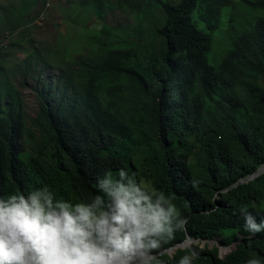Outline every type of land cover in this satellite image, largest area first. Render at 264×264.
<instances>
[{
  "label": "trees",
  "instance_id": "obj_1",
  "mask_svg": "<svg viewBox=\"0 0 264 264\" xmlns=\"http://www.w3.org/2000/svg\"><path fill=\"white\" fill-rule=\"evenodd\" d=\"M141 3L82 0L83 9H63L85 29L91 8L100 15L111 10L137 15L148 26L139 24L131 32L107 21L100 30H91L93 37L83 30L95 55L62 73L69 79L63 83L73 86L70 99L51 104L46 97L54 93L38 90L36 124L43 146L26 160L3 145L9 130L23 127L18 118L2 115L3 93L14 87L0 57V196L24 191L30 183L40 186V179L71 185L77 196L90 197L98 176L109 169L115 175L123 167L137 173L138 181L173 194L187 221L158 252L188 234L201 242L179 249L171 260L167 253L160 255L166 264H175L189 249L199 253L192 264H246L251 258L264 264V231L249 233L242 214L250 213L257 222L264 219V174L240 182L264 166V0ZM151 5L162 18L145 20ZM217 33L225 49L214 66L208 54ZM23 40L10 48L26 52L25 73L46 69L45 59L56 58L40 52L35 37L27 47ZM83 63L86 82L78 88L70 81L81 74ZM125 80H150L161 88L138 94ZM155 93L165 94L166 102L160 97L151 107L140 103L141 98L153 101ZM166 105L164 113L172 116L168 121L162 118ZM96 128L103 129L99 140L89 138ZM33 165L38 166L35 180L26 176ZM213 240L218 241L213 248L201 246ZM218 243L237 247L223 258Z\"/></svg>",
  "mask_w": 264,
  "mask_h": 264
},
{
  "label": "clouds",
  "instance_id": "obj_2",
  "mask_svg": "<svg viewBox=\"0 0 264 264\" xmlns=\"http://www.w3.org/2000/svg\"><path fill=\"white\" fill-rule=\"evenodd\" d=\"M53 1L46 0L45 3L41 0L37 1L35 5L42 6L39 13L34 15H31V12L22 13L24 17H21L22 14L17 15L15 19L20 20H17L16 24H13L15 19L6 18L8 27L0 39V57L7 58L18 52L26 55L22 47L10 48L12 44L22 39L25 47L28 46L30 37H35L36 44L40 45V36L32 24L37 19H40L41 23L45 22L49 11L53 8ZM78 3H81V7L77 6ZM70 5L73 9L84 8L82 0L77 3L71 1ZM71 15L75 17L73 13ZM70 16L67 20L81 28ZM13 26L15 28H12ZM81 29L82 32L88 30ZM70 45L69 38L64 41V48L61 51L59 40L51 44L48 39L40 45V52L56 58L45 59L49 62L48 68L42 69L40 66L37 72L61 69L59 58L66 64L67 69L59 72L58 77L63 72L77 67L79 60L75 59L76 56L64 55V52L68 51L66 47ZM143 49H138L137 52ZM28 67L26 66L25 70ZM25 70L23 71L25 75L33 72L25 73ZM84 71L83 63L81 74L71 78L70 83L82 88L86 82ZM112 77L114 80L117 79ZM61 79L69 80L65 77ZM125 82L138 94L149 92L159 86L150 80H125ZM4 93L8 94V92ZM71 97L63 92H57L46 97V102L56 104L61 99L68 100ZM160 97H163L162 102L165 103V94L157 93L154 94L153 101L141 98L140 103L144 107H151ZM22 104L23 101L17 94L14 103L11 104L13 108L9 105L8 114L18 118L23 128L9 130L7 144L3 145L15 150L19 159L26 160L29 155L42 148L43 137L36 124L40 105L38 104L37 111L32 113L24 110ZM168 108L169 106L166 105L162 112L164 121L171 120L172 117L164 113L169 111ZM102 132V128H96L89 138L99 140ZM26 176L35 180L38 177V166H30ZM37 182L42 185L36 186L35 183H30L24 191L0 196V264H166V261L159 256L167 253L170 255L168 260H171L179 249L191 247L192 245L175 248L186 241L188 236L190 240L200 242L188 234L184 241L158 252L173 238L176 231L184 230L187 221L174 203L173 194H165L146 186L138 181L136 173L126 168H118L115 175L109 169L98 176L95 181L96 191L90 197L83 194L77 196L71 185L67 186L64 183L48 185L43 184L40 179ZM240 182L242 183V180ZM242 214L245 228L249 233L264 231V219L257 222L250 213L242 210ZM202 242L211 246V243L215 244L218 241ZM233 245L235 247L219 244L223 258L226 256L222 254V250L226 249L231 253L237 247L236 244ZM198 254L189 249L187 254L175 260V264H192ZM222 257L218 254L217 258L222 259ZM246 264H261V260L251 258Z\"/></svg>",
  "mask_w": 264,
  "mask_h": 264
},
{
  "label": "rangeland",
  "instance_id": "obj_3",
  "mask_svg": "<svg viewBox=\"0 0 264 264\" xmlns=\"http://www.w3.org/2000/svg\"><path fill=\"white\" fill-rule=\"evenodd\" d=\"M74 3L79 2V0H54L53 8L49 11V16L46 18L45 22H40V19H37L32 26L36 27L37 34L40 36L42 45L45 41L49 39L50 43L53 44L56 40H59L60 43V51L64 48L63 43L66 38L70 39V46H67V52H64V55L67 57H75L76 60H87L93 58L95 53L94 51L87 46L88 37H82V29L78 28L77 25H74L73 22L66 20L69 16V11L63 10L65 7H72L70 2ZM123 4L131 3L138 4L141 0H120ZM143 4V0L141 5ZM78 7H81V3L77 4ZM141 7V6H140ZM42 6H37L32 0H0V39L3 34L6 32L8 27V23H6V18L15 19L17 15L32 13L34 15L39 13ZM148 11L146 13V19L152 16L153 20H158L162 18V13L154 12L157 10L153 8L151 5L148 7ZM91 13L87 15L88 21L85 24L88 30H85V34L87 36L93 37L91 34V30L98 31L103 27L105 22H109L112 25H118L122 27H128L131 32H136L137 27L141 24L144 27H147L143 21L137 18V15H120V13L116 10H111L104 12L103 15L98 14L96 10L91 8ZM154 15V16H153ZM3 17V18H2ZM38 17V16H37ZM2 18V20H1ZM139 20V21H138ZM246 29V28H245ZM80 36V37H79ZM75 41V42H74ZM76 44H84L85 46L82 48H77ZM47 46V45H46ZM78 49V50H77ZM225 49V40L221 38L217 33L212 42V49L208 54L209 60L212 62L214 66H216L219 62V58ZM26 55L23 52H18L16 55L9 56L5 58L4 68L8 74V78H10V82L14 87V90L4 93L1 98L3 109L2 115H8L10 109L9 105L13 104L15 101V96L18 94L23 101V108L26 111H31L32 113L36 112L39 104V96L38 90L51 91L53 93L63 92L64 94L73 96V86H70L66 83H63L64 78L61 74L60 77L57 74L64 69H67L66 64L62 61L61 58L58 59V62L62 65L61 69L54 68L49 69L47 71L36 70V72H31L30 74H23V71L26 68ZM72 62V61H71ZM31 66H34L32 64ZM43 71V72H42ZM8 99V101H7ZM139 152V151H138ZM135 173V172H134ZM137 175V173H136ZM140 182L144 183L146 186L150 187L148 183L144 180H140ZM151 188V187H150ZM199 241L193 242L188 246L193 244L198 245ZM216 244L211 243V248H213ZM202 247L206 246V242L201 244ZM229 251L226 249L222 250V254L227 256ZM174 254V252H171ZM195 259V258H194Z\"/></svg>",
  "mask_w": 264,
  "mask_h": 264
},
{
  "label": "water",
  "instance_id": "obj_4",
  "mask_svg": "<svg viewBox=\"0 0 264 264\" xmlns=\"http://www.w3.org/2000/svg\"><path fill=\"white\" fill-rule=\"evenodd\" d=\"M263 174H264V166L260 167L259 170L255 174H252L250 177L243 179L242 183H247V182L253 181ZM189 238H190V236H188L186 241H184L182 244L176 246L175 248L181 247V246L186 247V246L190 245L191 243H193L194 241L190 240ZM233 246L235 247V245H233ZM163 252H165V251H163ZM163 252H161V253H163Z\"/></svg>",
  "mask_w": 264,
  "mask_h": 264
}]
</instances>
